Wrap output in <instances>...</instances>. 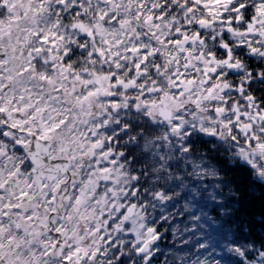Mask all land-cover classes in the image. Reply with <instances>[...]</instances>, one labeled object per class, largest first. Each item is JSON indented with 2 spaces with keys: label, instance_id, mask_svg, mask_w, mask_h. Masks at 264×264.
<instances>
[{
  "label": "snow or ice",
  "instance_id": "snow-or-ice-1",
  "mask_svg": "<svg viewBox=\"0 0 264 264\" xmlns=\"http://www.w3.org/2000/svg\"><path fill=\"white\" fill-rule=\"evenodd\" d=\"M0 264H264V0H0Z\"/></svg>",
  "mask_w": 264,
  "mask_h": 264
}]
</instances>
